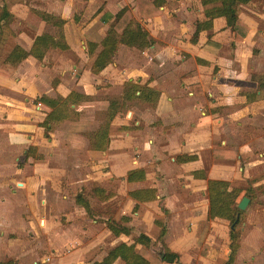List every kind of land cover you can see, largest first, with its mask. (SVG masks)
<instances>
[{"label":"crops","instance_id":"0c3cea01","mask_svg":"<svg viewBox=\"0 0 264 264\" xmlns=\"http://www.w3.org/2000/svg\"><path fill=\"white\" fill-rule=\"evenodd\" d=\"M95 1L0 3L13 15L10 30L0 21V224L19 219L36 233L39 220L51 239L38 246L26 237L29 241L22 247L26 255L20 264H93L122 242L133 243L141 234L152 239L150 232L136 233V221L131 226L114 221L130 230L115 234L79 206L75 191L91 182L97 183L95 196L102 203L128 200L137 216L134 220L148 212L153 223L163 222L169 232L177 223L178 229L194 236L202 226L201 235H208L213 221L210 179L226 180L230 189L242 181L253 186L264 183V11L252 3L241 5L246 34L232 30L225 17H217L196 40L197 23L207 19L199 0H165L162 14L147 19L140 17L141 0H103L104 8L91 22L70 23V12L83 8L88 14ZM125 6L155 43L144 50L121 44L113 62L96 74L92 64L101 47L92 55L88 45L106 36L109 19ZM41 13L63 19L64 26L74 29L75 25L79 35L74 39L68 29L62 33L63 25L45 21ZM43 34L65 41L68 48L49 47L42 59L33 54L19 61L9 58L16 47L30 52ZM128 82L140 87L134 99L144 109L129 111L133 121L125 124L133 123L132 128L124 125L127 130L117 137L109 132L102 148L90 145L83 132H70L69 124H83L81 119L51 121L45 135L43 122L52 108L39 101L41 97L55 99L63 89L92 95L119 85L125 99ZM142 89L158 95L137 98ZM89 101L71 106L109 104L104 98ZM35 148L43 157L39 162L29 154ZM63 157L68 165L60 163ZM75 157L83 159L77 163ZM131 171L143 178L129 180ZM14 202L21 204L16 211ZM30 202L38 207H30ZM108 211L119 214L120 208L112 206ZM122 213L129 214L124 209ZM40 247L55 249L50 263L44 258L33 260Z\"/></svg>","mask_w":264,"mask_h":264},{"label":"rangeland","instance_id":"374dc122","mask_svg":"<svg viewBox=\"0 0 264 264\" xmlns=\"http://www.w3.org/2000/svg\"><path fill=\"white\" fill-rule=\"evenodd\" d=\"M1 2H3V0H0V3ZM103 3V0H96L93 9L88 14L85 13L83 8H79L73 13L70 12V15H73L72 20H69L70 23L84 22L87 24L91 22L93 20L92 18H95V16L100 14V11H102V8H104ZM196 5L199 4L197 3ZM252 5L254 8L264 11V0H254ZM51 28L54 29V26L51 25ZM94 28L97 29V23H95V26H93V29ZM64 29H68V32L71 31L74 39L77 37V35H79V30L75 27V25L74 29L71 25H63L62 33H64ZM56 31H58V28H55V32ZM79 38H83L82 33ZM79 45H83L81 41H79ZM74 46L77 47L76 41ZM256 49L258 52L260 51L259 48ZM70 53L73 54V52L65 51V54L70 55ZM87 61L89 62L88 59ZM84 62L86 61L84 60ZM73 92L77 93V96L73 97L74 99L72 105L79 103L86 104V102L89 100H94L95 98L107 99L109 104L106 103V106H102L101 103H94L95 106L90 108H86L85 105H77L76 107H72L69 103L64 102V100L67 99ZM123 93L124 90L119 85L113 86L110 90H107V92H98L92 95H86L85 93L74 90L71 93H68L67 89H63L62 93L59 94L57 98L62 100L64 103H67L65 106V113L63 114L66 116L59 120H83V124H69L70 132H83L88 136V138H90V142L92 143H90V145L92 146L99 136V131L105 129L106 126H108V133H113L115 137H117L121 130H127V128H124V125H129L128 127L132 128L133 123L125 124L128 123L125 122L126 120L133 121V118L129 116V111L134 110L137 113L141 109H144L142 108V104H140L138 101H135V99H124ZM90 101L89 103H91ZM78 109L82 110L78 111ZM111 113H116V115L113 117L111 116ZM118 114L120 117L117 118ZM62 128L66 129L63 127V125ZM68 129L67 133H69ZM45 135L48 136L49 131L45 130ZM82 140H84V138ZM126 147H130V145ZM120 148L123 149L122 146H120ZM29 152V154H32L34 162H39V160L43 158L41 155H38L37 148H35V150L30 149ZM114 158L116 159V157ZM62 159L63 160H60V163L66 165L70 163L68 158L63 157ZM82 159V157H78L76 162H81ZM117 161L118 160H115V162ZM119 163L123 164V161L119 160L117 164ZM239 183L241 186L238 187L241 189V192L237 198V202L239 203L243 197L247 196L250 198V203L248 204L247 208L242 211L240 221L237 224V229L240 232L238 242L239 247L232 263L229 262L230 254L232 252L230 247L231 240L229 236L231 221L229 220L213 219L208 231L209 233L207 232L208 235H201V229L204 226L200 228L197 236H194L190 235L189 231L187 232V230L184 231L182 229H178L176 227L177 223L172 224L173 227L169 232V229H166V226H163V222L159 221V225L152 222L154 220H152L153 216L151 213H143L140 217H138L137 220H134V218L137 216H135L136 214H134V212L131 210V203L125 198H123V200H113L109 203H102L98 201L95 196V192L98 189L96 182H91L87 186H83L84 188L82 191L79 189L75 192H78V194L84 200H87V197H89L91 205L93 206V208L89 210V215L95 214V216H98V220L101 221H99V223H101L104 227H106L104 223L108 225V223H113L114 221L119 222L121 226L122 224L131 226V223L136 221V226L138 228L136 233L140 231L151 233L152 244L148 248L149 252L158 255L160 258H162L163 255L168 251L175 252L179 255L178 262L168 263L163 261L161 264H264V183L260 184L259 186H253L252 183L249 184L244 181ZM29 204L30 207H38L37 202H30ZM79 206L82 205L79 204ZM112 206L120 208V213L117 214V212L108 211V209ZM19 207H21V204L14 202L13 210L16 211V209ZM123 209L127 210V213L130 215L123 214ZM102 217H109V219H101ZM37 222L36 233L30 231L27 224L19 219L9 221L8 225H5L4 223L0 224V259L6 260V263L8 264H20L22 257L26 255L22 249V247L29 241L26 239V237L29 238L32 243L37 242L39 244L38 246H40V243L42 244L44 242H49L51 239H49L48 235L45 233V230L39 224V220H37ZM154 225H156L157 228ZM161 226L162 229L164 227V229L167 231V235L163 237L164 241L159 240ZM1 229H4V232H2ZM39 249L40 252L33 254V260H40L41 258H44L47 263H50L53 257L52 252L55 251V249L53 248L51 251H46L42 247ZM103 250L104 249H101L99 252L101 253ZM93 259L94 257L91 260Z\"/></svg>","mask_w":264,"mask_h":264},{"label":"trees","instance_id":"16d2710c","mask_svg":"<svg viewBox=\"0 0 264 264\" xmlns=\"http://www.w3.org/2000/svg\"><path fill=\"white\" fill-rule=\"evenodd\" d=\"M202 3L204 13L207 17L206 20L198 22L196 26V31L193 36V40L197 39L199 33L212 27L213 20L217 17H225L227 24L232 30H240L242 34L247 33V26L240 19V6L252 3L254 0H199ZM165 0H141L140 4V17L142 19L156 17L162 14L163 6ZM42 18L45 21L53 22L55 25L64 24L63 19H58L48 13H41ZM3 20L2 28L10 30V24L13 21V15L7 10L6 7H0V21ZM56 20V21H55ZM110 27L107 31L106 36L100 42H90L88 45L89 54H94L99 47L101 50L96 55V58L92 64V71L94 73H100L114 60L117 50L121 44L127 45L129 47H135L140 50H144L155 43V40L151 37L148 29L138 20L133 17V13L130 7H123L117 14L112 16L110 19ZM49 47H59L61 49H67L68 45L63 40L55 39L50 34H43L38 36L34 42L33 48L30 52H26L21 47H16L10 55V59L13 61H19L29 54H33L39 59H42ZM127 90L125 93V99H134L139 86L135 85L133 82L127 83ZM151 95H158L155 91L146 92L143 89L141 93L137 95V98H142L143 96L149 97ZM77 96V93L73 92L64 102L73 103V97ZM39 101L47 104L52 108V111L47 115L46 120L43 122V126L46 130H50L51 127L49 123L51 121H57L66 115L64 103L59 98H49L41 97ZM70 101V102H69ZM116 113H111V116H115ZM108 126L102 131H99V136L96 139L93 147L95 149L102 148L103 141L108 139ZM194 157H190L193 159ZM138 172H129V180H135L143 178L142 176H137ZM197 174V172L195 173ZM230 183L226 180L220 179H210L208 181V191L211 195L210 199V211L209 218H221L231 221L233 225L237 221V217L242 211L238 207L237 198L240 195L241 189L239 188H229ZM77 203L85 208L86 212L89 213L91 210L90 205L81 198L80 195L76 197ZM237 221L234 228L230 229V240H231V254L230 263L234 261L236 252L239 247V237L240 232L237 229ZM115 234H120L124 232L130 234V230L127 227H117L113 223H108L107 225ZM166 234V229L161 230L160 239L164 241L163 237ZM140 244L141 247L137 249V245ZM152 244V239L146 235L141 234L133 243L122 242L113 249L109 251L107 256L100 262H95L93 264H114L117 260H122L123 264H161L163 261L168 263H174L179 260V255L175 252L168 251L160 258L158 255L149 252L148 248Z\"/></svg>","mask_w":264,"mask_h":264},{"label":"water","instance_id":"95a60500","mask_svg":"<svg viewBox=\"0 0 264 264\" xmlns=\"http://www.w3.org/2000/svg\"><path fill=\"white\" fill-rule=\"evenodd\" d=\"M250 203V198L245 196L242 198V200L238 203V207L241 211L245 210L248 206V204ZM240 214L238 215V219L239 220ZM237 221L232 225V228H234L235 224L237 223Z\"/></svg>","mask_w":264,"mask_h":264}]
</instances>
